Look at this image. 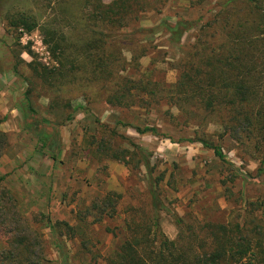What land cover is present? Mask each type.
Segmentation results:
<instances>
[{"label": "rangeland", "instance_id": "obj_1", "mask_svg": "<svg viewBox=\"0 0 264 264\" xmlns=\"http://www.w3.org/2000/svg\"><path fill=\"white\" fill-rule=\"evenodd\" d=\"M62 1L0 0V118H5L0 133L7 140L0 157V194L13 200L12 206L20 216L18 224L7 222L8 226H0V251L9 248L10 238L16 235L14 230L22 229L39 241L36 264H60L54 244L57 236L47 227L46 218L51 224L64 222L75 229L72 239L62 238L68 264H104L103 258L126 238L124 224L131 217L129 208L143 209L171 241L182 226L176 219L182 224H228L241 222L243 217H261L264 174L257 177L259 160L245 155L230 138H220V127H202L196 112L191 111L187 118L164 103L151 108L112 109L103 102L105 95L99 94L98 88L58 87L54 82L49 85L32 73L28 64L57 68L43 44V34L38 28L20 35L17 43L19 33L9 28L6 18L25 14L39 26L47 23L65 32L68 39L82 41V24L69 16L83 7L82 0L61 4ZM112 1L100 0L103 4ZM194 2L165 0L163 5L156 4L154 9L141 13L138 23L112 33L114 45L122 50L124 64L129 68L124 76L129 80L149 76V80L163 83L167 94L173 95L179 64L190 53L200 29L219 13L213 0ZM63 8L68 12L61 11ZM179 21L188 23L190 29L174 44L160 24ZM217 41L215 37L214 44ZM133 56H139L138 61L133 62ZM27 92L32 113L23 107ZM86 94L92 98L86 99ZM100 125L115 132L113 147L129 148L131 142L144 149L151 171L144 166L131 170L114 161H98L87 143ZM26 126L52 134L59 146L57 163L53 164L47 150ZM136 127H153L159 135H138ZM196 136L221 147L227 164L219 162L199 143L188 142ZM232 166L244 179L230 182ZM156 180H160L156 192L162 209H153L151 204L149 190ZM108 192L122 196L113 218L103 217L100 223H93L87 216L83 222L77 221L78 214ZM249 204L260 206L250 213ZM63 235H67L64 230Z\"/></svg>", "mask_w": 264, "mask_h": 264}, {"label": "trees", "instance_id": "obj_2", "mask_svg": "<svg viewBox=\"0 0 264 264\" xmlns=\"http://www.w3.org/2000/svg\"><path fill=\"white\" fill-rule=\"evenodd\" d=\"M164 1L114 0L103 4L100 0H82L83 7L69 15L76 24H82L85 35L82 41L68 39L65 32L47 23L39 26L25 14H11L6 20L9 28L19 33L17 43L20 35L31 34L38 28L43 34V44L57 68L49 70L38 63L28 64L43 83L98 88L99 94L105 95L103 102L112 109L151 108L164 103L187 118L191 111L196 112L198 124L220 127V138H230L245 155L259 160L257 177H260L264 174V0H213L219 13L200 29L196 43L179 64V78L173 95L167 94L163 83L149 80V76L143 75L136 80L124 76L129 68L124 64L122 50L114 45L116 42L111 36L130 23H138L141 13L154 9L156 4L163 5ZM61 11L68 12L64 8ZM160 28L171 43L177 44L190 26L183 21L162 22ZM215 37L218 41L214 44ZM138 59L139 56L132 58L133 62ZM28 93L24 95L23 107L32 113ZM91 98L86 94V99ZM4 121L5 118H0V125ZM26 128L32 130L30 126ZM134 130L138 135H159L153 127H136ZM32 135L47 150L53 164L57 163L59 146L55 145L52 134L35 127ZM113 137L116 134L107 125H100L90 137L87 146L92 148L98 161H114L131 170L144 166L151 171L149 155L144 149L131 142L129 148H115ZM188 142L199 143L212 151L219 162L227 164L221 147L203 136ZM6 145V136L0 133V157ZM237 171L233 166L229 170V173L233 172L229 176L230 182L243 177ZM159 181L156 180L149 190L153 209L163 208L156 192ZM121 199V195L108 192L96 198L84 213L78 214L77 221L83 222L87 216L92 217L93 223H100L103 217L113 218ZM12 204L13 200L0 194L1 227L18 224L20 216ZM259 206L249 204L250 213ZM128 212L131 217L124 224L126 238L103 258L104 264H264V210L259 218L243 217L241 222L228 224L197 221L182 224L176 219L177 225L182 226L173 241L164 236L155 219H150L143 209L129 208ZM45 221L57 236L54 244L60 264H68L62 238L72 239L75 229L64 222L51 224L48 218ZM63 230L67 235H63ZM14 232L16 235L10 238L9 248L0 251V264H36L38 239L25 234L22 229Z\"/></svg>", "mask_w": 264, "mask_h": 264}]
</instances>
